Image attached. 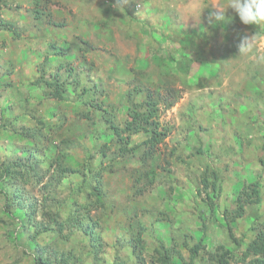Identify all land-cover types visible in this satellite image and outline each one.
<instances>
[{
	"label": "rangeland",
	"instance_id": "1",
	"mask_svg": "<svg viewBox=\"0 0 264 264\" xmlns=\"http://www.w3.org/2000/svg\"><path fill=\"white\" fill-rule=\"evenodd\" d=\"M116 2L0 0V21L13 27L0 26V159L32 153L41 167L19 183L37 210L27 228L2 211L0 194V264H35V254L54 264H220L229 255L243 264L253 224L264 221V25H244L232 9L227 22L210 23L212 8L228 0ZM244 35L255 41L246 55ZM56 81L60 98L48 85ZM153 84L179 97L161 101L168 136L146 161L138 147L146 134L122 144L109 120L124 127ZM99 170L100 252L89 254L77 230L32 239L51 213L66 217L85 200ZM255 188L260 200L235 217L242 193ZM139 236L144 250L134 253Z\"/></svg>",
	"mask_w": 264,
	"mask_h": 264
},
{
	"label": "trees",
	"instance_id": "2",
	"mask_svg": "<svg viewBox=\"0 0 264 264\" xmlns=\"http://www.w3.org/2000/svg\"><path fill=\"white\" fill-rule=\"evenodd\" d=\"M0 22V26L4 29L13 30L12 25L7 21L1 19ZM48 85L54 87L51 96L60 98L62 94L61 83L58 81L48 82ZM153 85L154 87L148 88L143 92L144 101H140L139 103H135L131 106L129 110L130 119L127 120L124 127L119 128L113 120H109V129L114 140L117 138L118 141H122V144H128L132 134L139 133L141 131L146 134L145 138L138 146L139 151L142 152L143 158L146 161L154 156L158 146L163 142L164 138L168 136L167 131L163 132L160 129L161 122L159 120V106L161 101H166L169 106H173L179 97L173 86H167V93L164 95L161 91L162 86H158L156 84ZM169 97H172L173 99H169ZM0 119H2V117ZM5 123V120L2 121V126H5ZM22 132L25 133L26 131ZM47 169L48 167L45 170L47 171ZM40 170V163L35 161L32 153L24 162H4L0 159V194L3 196L4 200L2 211L6 212L9 216H17L16 219L20 221V229H25L29 224H31L30 222L34 219L37 210L36 207L30 208L27 206L29 200L24 197V190H22L19 183L21 182L24 185H27V183H29L33 178H37L40 175ZM45 170L44 173H46ZM103 170H99V172L94 174L92 187H88L89 189L85 188L87 193L84 197V201L77 199L66 217H61L57 212L51 213L49 224L41 229H37L31 238L36 240L39 233L49 231L59 235L66 234V236L69 237L75 230H77L89 239L91 246L89 254L97 255L100 252L98 247L102 245V242L100 236L96 233V223H94L93 210L97 207L96 202L97 204L102 203L101 188L103 184ZM149 172L150 171L145 172L147 177L150 176L151 172ZM141 177H144V175L142 174L140 178ZM4 181L9 185V190L1 187V183ZM202 182L206 187L213 186L215 188V182L210 184L207 174L204 175ZM94 198L97 199L96 202L94 201ZM239 200L240 202L236 208L235 217L243 215L246 203L258 202L260 200L259 190L255 188L251 191H244ZM22 207L25 211L20 213V210L17 208L21 209ZM252 228L255 231V237L246 244L243 264H264V221L255 222ZM66 229L69 231L65 233ZM141 243V236H139L136 238V244L133 246L134 253L138 251V247H140V253H143L144 245ZM199 246L200 244L198 243L193 248L192 256L195 257L196 250ZM157 251L161 256L165 254L161 249H158ZM33 258L35 264H54L50 263V257L44 256L43 254H35L33 255ZM230 259L231 255L225 256L220 259V264H230ZM163 262L167 263L166 260Z\"/></svg>",
	"mask_w": 264,
	"mask_h": 264
},
{
	"label": "clouds",
	"instance_id": "3",
	"mask_svg": "<svg viewBox=\"0 0 264 264\" xmlns=\"http://www.w3.org/2000/svg\"><path fill=\"white\" fill-rule=\"evenodd\" d=\"M124 2L125 0H117L115 5L119 8H124ZM212 9L210 23L227 22L231 18L226 16V11L232 9L242 24L264 25V0H228L226 6L221 5ZM254 43L252 36H242L238 44L239 54H248L252 50ZM259 59L264 61V57Z\"/></svg>",
	"mask_w": 264,
	"mask_h": 264
}]
</instances>
